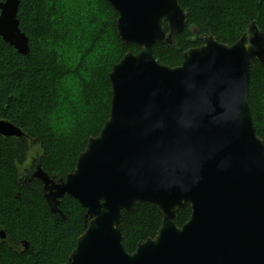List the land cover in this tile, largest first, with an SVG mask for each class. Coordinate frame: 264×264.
Returning a JSON list of instances; mask_svg holds the SVG:
<instances>
[{
	"label": "water",
	"instance_id": "1",
	"mask_svg": "<svg viewBox=\"0 0 264 264\" xmlns=\"http://www.w3.org/2000/svg\"><path fill=\"white\" fill-rule=\"evenodd\" d=\"M105 1L118 38L139 48L108 74V117L65 177L37 161L19 178L41 182L52 213L63 216L64 195L85 210V230L62 264H264V143L248 102L250 68L254 61L264 68L263 32L251 21L231 45L202 35L171 67L152 47L173 46L189 11L178 0ZM18 4L0 1V37L27 55ZM0 135L24 133L0 119ZM137 202L157 208L161 223L127 252L120 214ZM187 206L178 227L175 216Z\"/></svg>",
	"mask_w": 264,
	"mask_h": 264
},
{
	"label": "trees",
	"instance_id": "2",
	"mask_svg": "<svg viewBox=\"0 0 264 264\" xmlns=\"http://www.w3.org/2000/svg\"><path fill=\"white\" fill-rule=\"evenodd\" d=\"M62 1L19 0L17 18L28 38L27 55L0 37V119L24 133L0 135V231L5 235L0 238V264L66 261L85 230V210L64 195L58 205L63 216L52 213L41 182L24 183L19 178L37 161L48 174L65 177L73 171L88 139L98 135L108 117L112 66L126 52L139 50L118 38L117 15L105 0H68L64 5ZM178 2L189 11L187 25L174 36L173 46L152 47L159 63L179 65L186 49L202 44V35L231 45L251 21L264 34V0ZM248 102L255 133L264 143V68L257 61L250 68ZM34 145L37 150L29 161ZM189 216L187 206L176 214V225L181 227ZM161 217L157 208L139 202L130 213L122 210L124 249L132 252L138 242L154 237Z\"/></svg>",
	"mask_w": 264,
	"mask_h": 264
},
{
	"label": "rangeland",
	"instance_id": "3",
	"mask_svg": "<svg viewBox=\"0 0 264 264\" xmlns=\"http://www.w3.org/2000/svg\"><path fill=\"white\" fill-rule=\"evenodd\" d=\"M68 0H63L62 1V4L64 3V4H67L66 2H67ZM61 4V6H63ZM59 20V19H58ZM64 20V19H63ZM63 20H61V22H59V24L57 25V28H59V29H61L62 27H61V23L63 22ZM64 22H65V20H64ZM192 27H190V29H191ZM64 29V28H63ZM62 29V30H63ZM60 34H61V31H60ZM74 46V45H73ZM75 47V46H74ZM69 53V52H68ZM68 94V92H66V95ZM69 96H66V98H68ZM36 150H37V147H36V145H34V146H32V150L30 151V153H29V161H31L32 160V158L35 156V153H36Z\"/></svg>",
	"mask_w": 264,
	"mask_h": 264
},
{
	"label": "flooded vegetation",
	"instance_id": "4",
	"mask_svg": "<svg viewBox=\"0 0 264 264\" xmlns=\"http://www.w3.org/2000/svg\"><path fill=\"white\" fill-rule=\"evenodd\" d=\"M201 45V43L199 44V45H197V46H200ZM196 47V46H195Z\"/></svg>",
	"mask_w": 264,
	"mask_h": 264
}]
</instances>
